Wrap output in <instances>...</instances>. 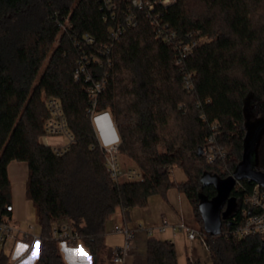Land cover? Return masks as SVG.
<instances>
[{
	"label": "trees",
	"instance_id": "16d2710c",
	"mask_svg": "<svg viewBox=\"0 0 264 264\" xmlns=\"http://www.w3.org/2000/svg\"><path fill=\"white\" fill-rule=\"evenodd\" d=\"M109 1L117 7L114 14L103 0H0V215L10 214L7 167L23 162L25 196L41 229L32 264H65L50 238L60 219L77 231L91 264H102L111 217L119 211L127 220L132 210L166 200L173 189L190 204L210 264H264V236L228 235L237 212L221 222L218 236H209L198 209L201 198L215 196L201 178L225 179L242 160L247 105L253 121L264 118V0H170L166 6L150 0L156 4L149 16L128 11L129 0ZM130 15L134 26L123 24ZM118 23L123 32L112 42L110 64L87 67L94 79L106 76L95 108L112 113L119 153L141 173L139 180L114 185L102 153L89 149L87 85L72 77L78 60L110 45L108 32ZM179 42L195 46L177 63ZM185 74L192 76V91L184 89ZM48 98L60 104L73 137L61 155L40 141ZM212 124L225 155L209 164L197 151ZM257 155L255 169L264 172V133ZM171 169L185 180H174ZM237 183L241 188L235 183L230 196L239 211L255 183ZM145 246L146 264H177L172 242L149 236ZM0 264H10L7 253L0 254Z\"/></svg>",
	"mask_w": 264,
	"mask_h": 264
},
{
	"label": "built area",
	"instance_id": "2783aa9c",
	"mask_svg": "<svg viewBox=\"0 0 264 264\" xmlns=\"http://www.w3.org/2000/svg\"><path fill=\"white\" fill-rule=\"evenodd\" d=\"M103 1L109 12L114 14L116 5L111 3L109 0ZM158 3L162 6H166L170 3V0H161ZM155 4L156 2L150 0H129V7L127 10L146 12V15L149 16V11H153ZM155 22L156 21H153V23ZM124 23L128 26L135 25L131 15L123 19V24ZM164 28L166 29V27ZM122 32V25L119 23L116 28L110 29L108 32L110 45L104 46L98 53L83 56L80 60H78L72 77L74 83L78 84L81 80H83V82L87 85L84 89L91 102V107L87 110V118L91 127V143L89 145V149H97L102 153L105 170L114 185H118L122 181L139 180L141 179V173L136 168L123 169L121 167L118 159L120 143L111 147L109 150H105L104 148H101L99 142L97 141L96 134L94 133L90 122V116L94 113L102 112L96 110L95 104L98 96L105 88L106 76L103 75L101 78L94 79L87 71V67L90 62L101 66L109 65L112 42L116 41ZM85 41L91 42V39L89 37H85ZM194 46V42H190V44H183L181 42L177 43L174 46V49L178 53L177 63L185 57L191 55L192 48ZM191 77V74H185L182 77L184 89L188 91H192L193 88ZM45 102L49 110V117L44 123L45 134L41 137L40 141L43 146L48 147L52 152L61 155L68 149L69 145L73 143V137L67 128L66 120L60 104L51 98L46 99ZM201 118H203V116H201ZM216 129L217 128L214 124L209 126V133L206 137L205 146L201 149V156H203L204 160L209 164H213L223 159L225 155L224 149L217 144ZM58 136L65 137L68 141L67 144H58L57 146L51 148L47 138ZM237 182V186L241 188L240 183ZM243 205L244 207H241L239 211H234L233 215H235L236 212L238 214H236L237 218H233V220H235V225L229 230L228 235L240 239L249 236H264V189H262L259 185L254 184L250 192L245 194ZM5 210L11 213L13 210L12 205L5 207ZM167 228H170L172 233L181 231L185 234L188 245L190 246L187 261L190 264H196V261L190 254L192 242L198 238L207 250L204 243V235L200 231H197L183 222H179L172 226L163 222L155 229H147L146 233L149 237L152 236L154 231L162 233ZM33 230L34 227L32 225H29L26 230H23L20 225L12 219L10 214L0 215V254L7 253L9 255L10 264H21L29 258L33 263L37 255L40 240L39 236H35L31 232ZM114 232L123 235V243L121 246L109 250L108 258L112 263L124 264L126 256L129 255L131 251L130 242L134 237L135 230L123 225L122 228L114 227ZM50 238L56 241L60 247L65 248L72 246V243H77L80 237L68 220L60 219L52 224Z\"/></svg>",
	"mask_w": 264,
	"mask_h": 264
},
{
	"label": "rangeland",
	"instance_id": "374dc122",
	"mask_svg": "<svg viewBox=\"0 0 264 264\" xmlns=\"http://www.w3.org/2000/svg\"><path fill=\"white\" fill-rule=\"evenodd\" d=\"M116 10H117V7L114 10V12H116ZM42 98L44 99L43 96H42ZM245 110H246L245 113L248 116V121L253 122V120H252L253 109L249 105H247ZM47 141H48L49 145L51 146V148H53L54 146H57L58 144H64L65 145L68 142L67 139L63 136L48 137ZM118 159H119L120 165L123 169L136 168L134 163H132V161H130L123 154L119 153ZM161 170H163V169H161ZM7 171H8L9 181L11 182L10 202L13 205L12 216H13V218L18 219L19 225L23 230H26L29 225H32L34 227V230L31 232L35 236H39L41 233V229H40V226L36 220L33 205L29 200H27V198L25 196V191H24V184L26 182L25 181V179H26V164L23 162H11L7 167ZM170 175L176 181H184L185 180V175L183 174V172H181L178 169H173V170L171 169ZM156 199H158V198L152 199L148 203V205H150V203L155 201ZM161 201H160L161 203H163L165 206L168 207V209L175 216V218H177V220H180L183 222L188 221L189 225L191 227H193L197 231H200L199 224L197 223V219L194 218L193 214L191 213V211L189 209V205H188L189 202L187 203V201L184 198H183L184 205L182 208L180 207V209H179L178 205L175 206L171 200L170 201L161 200ZM154 208L157 209V207H154ZM155 209H153L152 214H157L156 216H158V219L161 220L160 211H156ZM181 209H182V214L184 216L181 215V213H180ZM134 211H136V210H134ZM176 211H178V212H176ZM131 212H130V214H131ZM119 213L120 212L117 211L116 214H114L111 217V219L106 223V234L103 238V243H104L107 250L108 249L111 250L115 247H119L123 243V235L120 233L114 232L115 219H117V220L119 219L118 218ZM130 214L128 215V218L130 217ZM130 218L127 221V223L129 225L132 224ZM163 221L165 222V220H163ZM163 221L161 220L160 223L162 224ZM138 222H140V223H137V225L142 226L143 230H135L134 237L130 242L131 251H130V254L126 256L124 264H146L145 263V253H146L145 241H146L148 236H147L145 229H147L149 227H147L148 224L144 221V217L140 218ZM118 223L119 224L115 225V226H117L118 228L119 227L122 228L124 223L123 224L121 222H118ZM152 236H154L158 239H161V240L171 241L175 247V256H176L177 264H186V258L188 256L190 246L186 242L185 235L183 232L177 231L175 234H172L171 230L166 229L162 233H153ZM78 246L83 251L82 252L83 254L81 255V259L78 262V264H91L90 260L88 258L89 254H88L87 250L85 249V247L82 246L81 244ZM58 248H59V250H61L59 245H58ZM190 254L195 261L199 262V264H210L207 250L204 248L203 244L200 242V240L198 238L192 242ZM63 260L67 263V261L65 259H63ZM30 264H32V262ZM102 264H115V263H112L109 260L107 254L106 255L104 254Z\"/></svg>",
	"mask_w": 264,
	"mask_h": 264
},
{
	"label": "water",
	"instance_id": "95a60500",
	"mask_svg": "<svg viewBox=\"0 0 264 264\" xmlns=\"http://www.w3.org/2000/svg\"><path fill=\"white\" fill-rule=\"evenodd\" d=\"M246 116L247 135L241 162L233 174L225 179L204 175L203 185H212L215 196L211 200L201 198L198 209L204 232L209 236H218L221 232V222L227 220L235 210V198L230 193L235 183L247 179L264 189V172L256 170L258 164V146L264 133V118L249 122ZM201 155V149L197 151Z\"/></svg>",
	"mask_w": 264,
	"mask_h": 264
},
{
	"label": "crops",
	"instance_id": "0c3cea01",
	"mask_svg": "<svg viewBox=\"0 0 264 264\" xmlns=\"http://www.w3.org/2000/svg\"><path fill=\"white\" fill-rule=\"evenodd\" d=\"M26 172H27V168H26ZM7 174H8V171H7ZM25 181H26V179H25ZM178 182H182V181H178ZM10 186H11V182H10ZM24 191H25V184H24ZM183 198L187 201L186 197L183 194H181V193L177 192L176 190L172 189V190L168 191L167 198H166L165 201H170L171 200L173 202V204L175 206L178 205V207L180 209V207L182 208L183 205H184ZM161 200L162 199L158 198L155 201L151 202L150 205H147L144 208H136V209H134L136 211L133 210L131 212V214H130L131 218L129 217L131 219V222H132L131 225H129L127 223L129 218L126 220L122 216V214L119 213V215H118L119 219L118 220L115 219L114 227H117L115 225H118L119 224L118 222H121L122 224L124 223V225H126L127 227H129L131 229L143 230L142 226H138L137 225V223H140V222H138L139 219L143 218V217H144V221L148 224L147 227H149V228H147V229H155L157 226L161 225V223H160L161 220L162 221L165 220V222L168 223L169 226H172V225H175V224L179 223L180 220H177V218H175V216L171 213V211L168 209V207L165 206L163 203H161L162 202ZM187 203H188V201H187ZM11 205H12V203H11ZM188 205H189V209H190V211L192 213L190 204L188 203ZM12 207H13V205H12ZM154 207H157V209H155ZM153 209H155L156 211H160L161 220L158 219V216H156L157 214H152ZM12 212H13V210H12ZM12 212L10 213L12 219L17 224H19L18 219L17 218H13ZM176 212H178V211H176ZM180 213H181V215H183L182 214V209H181ZM180 222H183V221H180ZM183 223H185L186 225L190 226L188 221L183 222ZM147 229H145V231H147ZM167 229L171 230L170 228H167ZM176 232H174L172 234H175ZM153 233H158V232L154 231ZM185 240L187 242L186 236H185ZM78 245H80V244L77 243L75 245H72L70 247H65V248L60 247L61 248L60 253H61V255L63 254L62 258L67 261V263L64 261L65 264H78V262L81 259V255L83 254L82 253L83 251L81 250V248ZM108 252H109V249L106 252L107 256H108ZM88 258H89L90 263H91V259H90L89 255H88ZM30 263H31V260L29 258L26 261H24L22 264H30ZM196 264H199V262L196 261Z\"/></svg>",
	"mask_w": 264,
	"mask_h": 264
},
{
	"label": "clouds",
	"instance_id": "9594fccd",
	"mask_svg": "<svg viewBox=\"0 0 264 264\" xmlns=\"http://www.w3.org/2000/svg\"><path fill=\"white\" fill-rule=\"evenodd\" d=\"M90 122L101 148L109 150L121 142L118 128L110 111L92 114Z\"/></svg>",
	"mask_w": 264,
	"mask_h": 264
},
{
	"label": "snow or ice",
	"instance_id": "6c2138e0",
	"mask_svg": "<svg viewBox=\"0 0 264 264\" xmlns=\"http://www.w3.org/2000/svg\"><path fill=\"white\" fill-rule=\"evenodd\" d=\"M82 254V253H81Z\"/></svg>",
	"mask_w": 264,
	"mask_h": 264
}]
</instances>
